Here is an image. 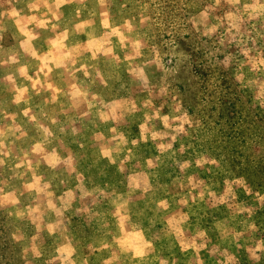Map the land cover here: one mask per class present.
Returning a JSON list of instances; mask_svg holds the SVG:
<instances>
[{"label":"rangeland","instance_id":"1","mask_svg":"<svg viewBox=\"0 0 264 264\" xmlns=\"http://www.w3.org/2000/svg\"><path fill=\"white\" fill-rule=\"evenodd\" d=\"M0 264H264V0H0Z\"/></svg>","mask_w":264,"mask_h":264},{"label":"clouds","instance_id":"2","mask_svg":"<svg viewBox=\"0 0 264 264\" xmlns=\"http://www.w3.org/2000/svg\"><path fill=\"white\" fill-rule=\"evenodd\" d=\"M69 2H72V0H69ZM239 2V0H237ZM53 31H55V27L53 28ZM117 35L119 36V32L117 31ZM67 31L65 32V41L67 40ZM82 47L81 45H77L75 48H73L71 51L68 50L67 43H64V51L61 53V59L58 63L54 64L52 68L49 69H41L39 70L45 77V87L48 89H51L53 86L47 82V78L51 75V72L54 69H63L64 73L71 77V79L74 81L76 79L77 73H83V77L85 80L91 78V72L89 71L88 65L81 63L80 67H77V63L79 62V57L73 55V53L76 51V48ZM83 54V53H82ZM97 57L95 55H92L91 59L95 60ZM26 71V69L24 70ZM102 84L107 87V82L103 80V77H100ZM37 83H40L38 80ZM71 88L75 90L74 93H70V95H78L81 98L87 99L89 92L86 88H82L80 84L78 83H72ZM27 91V89H25ZM57 94H60V89H56ZM93 100L99 99V97L95 94H93L92 97ZM102 103V101H101ZM91 106V104H90Z\"/></svg>","mask_w":264,"mask_h":264}]
</instances>
